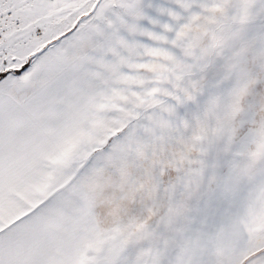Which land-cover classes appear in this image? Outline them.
<instances>
[{"label":"snow or ice","instance_id":"snow-or-ice-1","mask_svg":"<svg viewBox=\"0 0 264 264\" xmlns=\"http://www.w3.org/2000/svg\"><path fill=\"white\" fill-rule=\"evenodd\" d=\"M0 264H264V0H0Z\"/></svg>","mask_w":264,"mask_h":264}]
</instances>
